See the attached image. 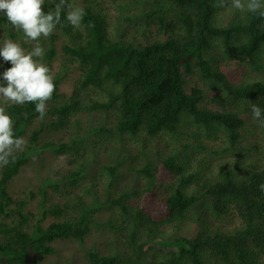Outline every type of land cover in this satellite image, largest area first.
<instances>
[{"label":"trees","instance_id":"1","mask_svg":"<svg viewBox=\"0 0 264 264\" xmlns=\"http://www.w3.org/2000/svg\"><path fill=\"white\" fill-rule=\"evenodd\" d=\"M130 1L64 0L61 22L39 39L46 50L39 59L49 64L56 84L46 116L39 117L34 103L0 105L13 119L15 135L31 131L0 168V263L40 264L56 240H83L95 212L104 211L124 252L93 247L83 256L85 264H264V124L251 113L253 104L264 108V15L248 11L246 0L243 9L231 0H155L157 6L132 22L136 28L123 32L124 22L132 20L123 10ZM60 4L45 0V11ZM72 7L84 10L79 27L64 19ZM222 9L233 14L227 24L220 20ZM6 39L28 51L37 43L0 15V42ZM10 66L4 62L0 71ZM74 66L77 88L65 98L59 85ZM83 111L88 113L79 115ZM96 112L105 113L96 131L121 144L140 185L118 188L121 163L106 162L102 200L94 192L93 207L83 199L91 194L88 187L56 201L48 190L57 188L48 181L30 178L22 189L11 186L37 150L69 149L59 137L37 145L42 135L88 132L92 124L85 120L97 122ZM254 122L261 138L246 147L243 129L254 131ZM216 131L224 139L207 147L200 137ZM72 162L79 179L93 160ZM199 201L218 219L234 215L238 224L190 235L185 220ZM47 218L52 220L44 223Z\"/></svg>","mask_w":264,"mask_h":264},{"label":"rangeland","instance_id":"2","mask_svg":"<svg viewBox=\"0 0 264 264\" xmlns=\"http://www.w3.org/2000/svg\"><path fill=\"white\" fill-rule=\"evenodd\" d=\"M227 6L226 3H224ZM130 5V6H129ZM129 7L123 9L125 14H129L132 18L130 21H126L123 24V32H132L133 28H136V25L132 22L139 21L144 15L145 11L151 8L152 6H157L155 0H137L132 4V0L129 3ZM123 8V7H122ZM121 8V10H122ZM227 10H221L220 20L223 24H227L229 20L232 19L233 14ZM111 16L116 17L117 11L111 9ZM3 37V34L1 33ZM58 51L61 53L60 43L58 44ZM27 52L28 50L24 48ZM60 60L52 61V71L55 72L59 70ZM49 66V64H48ZM80 76V72L76 66L70 67L66 74L65 79L59 85V91L65 96V98L71 96L77 88V80ZM7 100H0V105L6 103ZM95 112V111H93ZM87 111L80 112L79 115H86ZM97 122L93 120H85L92 125L88 128V132L78 131L73 136L72 133L68 134H57L56 136L42 135L41 138L37 140V145H42L43 141H64L67 142L70 146L67 150H57V149H46L43 152L37 150L32 155L30 160V165L26 167L25 171L21 174L22 176L12 183L14 189H22L25 185L24 180H29L30 178L33 182L39 181H48L49 184L53 185L55 188H50L48 190L51 198L53 200L62 201L65 197H74V194H81V189L83 187H88L91 194H83V199L90 203V207H93L92 204V194L98 191V201L102 200L105 179L107 178V170L102 166L106 162H118L121 163L120 167L115 171L118 177L117 187H128L135 185L136 187L142 183L141 177L137 176L136 171L132 169L131 159L129 154L123 150L119 145L120 143H115V138L110 134H100L96 131L98 124L102 122L104 112H96ZM255 123V122H254ZM254 125V124H252ZM106 126V125H105ZM249 126V124L247 125ZM94 128V130H93ZM194 129V127H193ZM28 131V129H27ZM31 131H28L24 135V140L28 138V135ZM256 133V134H255ZM258 135V136H257ZM213 136H216L213 138ZM212 137H200L201 141L206 144L207 147L215 146L224 139V134L222 132L216 131ZM260 129L258 126L254 125V131L250 129H243V139L241 144L246 145V147H251L253 144L252 140L260 141ZM73 139L76 140V143L73 146ZM160 142V141H159ZM250 142V143H249ZM119 146V147H118ZM163 144L159 143V147L163 148ZM176 148V145H174ZM118 147V148H117ZM180 147V146H179ZM37 149V148H36ZM181 149V147H180ZM176 150V149H175ZM206 154V151L203 152ZM88 156H91L93 160L92 165L88 166L82 173L83 178L79 176L73 177L72 173L75 167L73 160H82L85 162ZM43 159L45 167H41L40 160ZM141 161V157H139ZM156 162L155 160L153 163ZM238 163L240 160L237 161ZM103 178V181H102ZM92 180L94 183H92ZM95 185V186H94ZM69 189L73 194H65V190ZM96 208V207H95ZM96 220L93 221L90 226L88 234L83 238V240H56L54 242V251L51 255L45 256L40 264H85L83 258L84 254L90 248H97L100 252L111 253L120 249H124L122 246V241L120 239V233L110 230L106 226L108 221L107 213L102 211L101 213L95 212ZM52 220L47 218L44 223ZM239 220L233 215L228 216V218L218 219L217 216L213 215L210 209L203 203V201L196 202L191 209V213L185 220L186 225L189 226L190 235L196 233L200 229L212 227L214 225H225L227 227L238 224ZM157 246V245H155ZM160 247V246H159ZM124 252V251H122ZM3 264V263H0Z\"/></svg>","mask_w":264,"mask_h":264},{"label":"clouds","instance_id":"3","mask_svg":"<svg viewBox=\"0 0 264 264\" xmlns=\"http://www.w3.org/2000/svg\"><path fill=\"white\" fill-rule=\"evenodd\" d=\"M223 3V0H222ZM235 9L245 7L244 0H231ZM64 0L56 6L55 11H45V0H0V15L36 45L30 50L12 39L0 42V66L9 62L10 67L0 71V100L12 104H35V112L40 118L46 116L47 102L52 98L56 84L50 67L39 58L45 55V48L40 44L41 37H49L61 22ZM250 12L264 15V0H246ZM84 10L72 7L64 13V19L74 27H79ZM251 113L255 120L264 124V108L251 105ZM25 144L21 136L14 133V121L5 107L0 106V168L10 163L13 153Z\"/></svg>","mask_w":264,"mask_h":264}]
</instances>
